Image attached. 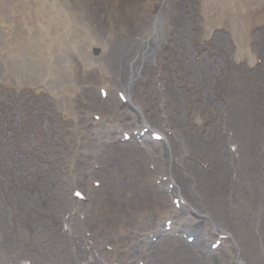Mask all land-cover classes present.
<instances>
[{
  "label": "rangeland",
  "instance_id": "obj_1",
  "mask_svg": "<svg viewBox=\"0 0 264 264\" xmlns=\"http://www.w3.org/2000/svg\"><path fill=\"white\" fill-rule=\"evenodd\" d=\"M170 4L167 16L171 29L167 31L166 39L160 45V55L155 60L161 58L165 73L164 89L174 130V134L171 131L168 136L175 149L184 147L186 143L189 150L177 162L176 180L182 186L184 195L200 202L201 208L210 212L223 211L227 228H238L240 231L255 225L257 239L264 242V0H170ZM18 23H21V30L28 31L27 27H33L36 33L33 46L26 45L24 52H31V48L41 51L44 61L54 60L60 52H77V45L87 36H97L103 31L113 34L108 25L99 31L92 30L88 27L90 24H86L68 4L57 8L49 0H0V50L5 34L8 39L14 40ZM206 28H211L210 32ZM100 52L97 47L92 50V62L100 67L107 62L113 83L118 84L117 62L112 55L105 59ZM154 61H150L135 91L139 101L148 105L146 110L150 122L158 126L160 111L155 91ZM65 66L79 80L74 70L85 68L86 59L79 57ZM33 71L38 75L37 70ZM95 76L96 72L93 78ZM86 79L81 78L78 88ZM25 82L34 88L25 86L18 91L14 85L8 86L0 67V247L8 243L14 244L17 250H23V237L27 235L34 260L45 263V257L54 261L59 256L72 260L73 246L64 231L62 219L63 207L69 202L68 186L63 181L61 168L55 167L59 158L54 160V155L48 158L49 155L44 153L42 156L30 154L25 148L38 140L36 144L39 147L45 142L57 147L63 137L62 126L57 119L52 120L54 115H62L66 106L62 109L55 103L50 90L44 91L38 96L48 98L53 105L51 109H41L39 117L31 102L32 92L38 87L30 80ZM64 84L67 86L65 90H70L72 86L75 91V85H71L70 81ZM95 92L86 89L83 96L92 99ZM97 95L100 97L99 93ZM14 100L21 115L15 114L12 109ZM236 100L240 104L248 135L247 151L241 157L247 164L244 194L234 199L231 184L237 159L231 154L226 127L229 128L231 116L236 110ZM118 110L125 115L123 119L129 118L125 109ZM28 112L35 114L36 122L40 121L38 128L44 129L46 136L38 138L39 135L34 136L31 131L24 132L26 137L21 138V145H25V151L21 147V164L13 163L10 161L11 154L19 153L15 141L18 130L15 128L17 125L8 124L21 120V128H25L23 125L28 119ZM122 124L130 128L131 120L127 119ZM11 146L17 152H12ZM156 149H160L157 143L144 145L136 139L128 143L114 139L105 143L104 152L100 148L96 153L99 162L95 173H113L115 177L110 180V186H115L110 195L97 186L98 193L107 204L103 206L101 215L103 213L106 220L110 219L112 223H108L112 226L120 227V231L130 230L129 234L119 233L117 243L124 246L132 235L135 236V232L154 230L150 237L140 239L137 246L122 253L128 261L122 264H224L227 245L222 247V242H219L218 249L210 250L217 238L206 217L197 216L208 240L207 247H203L197 242V237L190 241L182 232H177L179 228L170 230L163 224L155 226L143 215L151 212V204L157 203L158 197L165 194L156 181H151V184L146 178L148 174H155L159 166ZM57 155L63 156L60 149ZM141 157L145 165L141 163ZM32 159L37 160L40 166L29 165ZM103 161H106L104 165ZM81 162L84 163L83 160ZM132 169L138 173L135 176L137 182L134 185H119L123 183L121 180H131L132 177L126 176L124 171ZM93 172L83 173L81 180L89 179ZM32 173L39 175L40 179L34 180ZM103 176L99 175L98 180L104 184ZM117 186L120 188L116 189ZM96 201L97 197H88L83 204ZM28 211L39 214L34 216L31 225L23 220ZM153 216L157 217L155 211ZM184 226L191 232L200 234L202 231L190 223ZM20 232L21 244L16 241ZM236 238L240 241L238 236ZM73 241L76 242L75 239ZM139 256H142V261L137 258Z\"/></svg>",
  "mask_w": 264,
  "mask_h": 264
},
{
  "label": "bare ground",
  "instance_id": "obj_2",
  "mask_svg": "<svg viewBox=\"0 0 264 264\" xmlns=\"http://www.w3.org/2000/svg\"><path fill=\"white\" fill-rule=\"evenodd\" d=\"M50 4H54L55 7L59 8L63 4L72 6L74 12L80 16V18L86 23L90 24L88 27L94 31H99L108 25V29L113 30V34H105L104 31L97 33V36H87L84 41L78 44L77 52L63 53L60 52L55 56V59L50 61H44L42 52L31 48V52L27 54L24 52L26 45L33 46V40H36V33L33 31V27L28 28V31L21 30V23L17 24L15 28L14 40L8 39L7 35H4L3 48L0 50V67L1 73L4 74V79L8 86L14 85L18 91L25 86L32 85L26 83V80H30L35 84L36 90L32 92V107H35V114L41 109H51L52 102L44 96H38L43 94L44 91L50 90L52 93L55 103H57L63 110L62 115L53 117L52 121H57L62 126L61 131L63 133L62 140L57 144V150L63 149L64 155L59 157L56 155V146L46 145L38 146L33 141L32 144L27 148V151L32 154H38L42 156L44 152L48 158L53 156V159L58 160L55 163V167L63 168V177L67 178L73 186H80L87 196L97 197L98 201L84 203L77 199L70 197L71 201L67 206L63 207L62 219L64 221V230L68 233L73 246V257L65 258L59 256L50 260L45 257V263L36 261L31 258V242L28 236L23 237V243L26 246V250L15 249L14 244L8 245L4 243L0 247V264H122V262H128L125 257L122 256L123 252L130 250L135 247L138 241L142 237H147L152 229H147V232L140 233L139 236L132 235L129 241L121 246V243H117L119 233L129 234L130 230L123 231L120 227L112 226L108 222L112 223L111 220H106L104 214L101 212L104 209L103 206L105 199L101 198L99 191H95L93 181L98 178L99 175L103 176V172L97 175L90 176L89 179L81 180L78 183L77 175L79 172L87 173L95 170L97 160L96 153L99 149L95 146L96 141L101 145L104 152L105 142L114 139H120L126 136L133 129H137L139 133L143 134L145 127H149L148 114L146 103L140 102L136 97V84L139 79L142 78L144 72L149 65L150 61L160 55V45L165 41L167 31L171 29L170 19L167 13L171 9L170 0H49ZM16 3V2H15ZM264 9V8H263ZM259 12V10H257ZM262 12V11H261ZM167 16V18H166ZM212 22L210 16L207 17ZM208 25V24H207ZM211 28H206V31L210 32ZM206 38V37H204ZM101 49V56L105 59L112 55L115 63L117 62L118 70L116 72L119 75V82L116 86L113 83L111 77L112 72L107 64L100 67L92 62L90 54L94 48ZM251 52L248 53L250 56ZM42 56V57H41ZM79 57L86 59V67L79 70H74L78 75V79H75L66 69L67 62H74ZM156 68V79L157 88L155 89L157 97V104L160 111V130L158 133L163 134L165 140L159 141L160 149H156L155 152L158 154L159 168L155 174L146 175L147 180L152 184L151 181H159L160 187L165 190H169L168 176L173 173L172 179H175L173 168L175 166V159L183 156L188 152L187 144L184 147L175 149L171 146L168 137L166 136V129H169L170 122V110L167 102V95L164 89L165 84V73L161 58L154 61ZM152 66V64H151ZM100 67V68H98ZM33 70L38 71V75ZM96 72V76L93 78V74ZM100 73L102 75H100ZM99 75L105 78L103 88L107 89L108 92L114 87L115 90H121L129 94V102L131 105V115H135L138 118V124H132L130 128L125 129L123 132L115 133V130L122 128V122L120 117L122 113H119L118 108L124 107L121 99L112 98L115 93L111 94L108 100H103L97 93H94V98H88L80 95L78 86L82 77L88 78L82 82V85L87 84L89 86L100 85ZM70 81L71 85H75V91L71 86L70 90H65L67 87L64 83ZM27 84V85H26ZM79 84V85H78ZM77 86V87H76ZM81 88H85L82 87ZM70 91V93H69ZM69 93V94H68ZM19 94V93H18ZM68 94V95H67ZM118 96V95H117ZM79 99V101H78ZM238 104V100L235 101V111L231 116L229 128L227 129L228 143L230 145L231 154L237 159L234 166V174L232 176L231 184V195L233 198H240L244 194V179L247 173V164L241 159L243 153L247 151V135L246 125L243 121V114ZM17 106V102L14 100V113L21 115V111ZM90 110L91 112H88ZM118 110V111H117ZM101 113L100 119L96 121L95 115ZM35 114L28 112L26 118L30 120L29 124L23 126L29 127L34 136L38 138L46 136L44 129H39L40 121L36 122L37 117ZM92 120V121H91ZM201 123V120L198 119ZM95 123L97 127H89V125ZM8 125H17V138L16 148L19 153L11 154L10 161L13 163L21 164V120L15 123H9ZM103 131L101 132V130ZM131 131H129V130ZM114 132V133H111ZM153 129L145 131V134L151 135ZM155 132V131H154ZM38 133V134H36ZM54 135V132L52 133ZM87 136L88 138H85ZM84 139V152L86 154V160L81 164V160L75 155L79 147L78 139ZM106 142V143H107ZM18 143L20 148H18ZM128 143V142H126ZM60 144L63 146L61 147ZM167 146V147H166ZM12 152L17 150L14 146H11ZM131 152V151H130ZM129 152V153H130ZM112 153H107L110 156ZM114 158V154H112ZM242 161H241V160ZM9 159H6L8 161ZM14 160V161H13ZM2 163V161L0 162ZM106 161H103V165ZM141 163L144 164V158L141 157ZM37 165V162L32 164V167ZM145 165V164H144ZM20 166V165H19ZM120 167V165H119ZM47 170V169H46ZM45 170V171H46ZM47 172V171H46ZM45 172V173H46ZM126 176L132 177L131 180L125 182L121 180L119 185L122 186L134 185L137 182L135 176L138 175L137 171L132 169L130 172L124 171ZM44 173V174H45ZM41 175V174H40ZM34 180H39L40 176L34 173L32 177ZM42 176V175H41ZM167 177V179H166ZM104 184L101 190L110 195L111 190L115 189L110 186V180L115 179L113 173L108 175L104 174ZM133 179V180H132ZM118 180V179H116ZM120 188L119 186L116 189ZM178 193H183L181 187L177 190ZM176 191L174 190L173 193ZM172 194H170L171 196ZM170 196L165 194L158 197V202L151 204L150 211L144 214L149 215L147 220H151L156 226L165 224L169 220L176 218L174 225L178 226L180 223L190 222L195 224L197 218L193 217L192 214L207 216L216 240H221L223 246L227 245V256L223 258L224 264H264V242L257 239V231L254 226L238 228L230 230L225 226L224 213L223 211L210 212L208 209L201 208L200 202H195L192 199H187L184 204L181 205L180 209L175 207V204H169ZM129 202L131 197L129 196ZM189 209V214L183 215L181 209ZM257 209V206H255ZM153 211L155 215L153 216ZM192 211V212H191ZM39 215L34 211H28L24 215V222L31 225L35 215ZM19 225H21V216L19 218ZM188 229H185L186 232ZM260 230H258V233ZM240 238L237 241L236 237ZM76 240V242L73 241ZM21 244V232L16 240ZM33 243V242H32ZM199 243L201 246L206 247L208 244L207 238L204 235L200 237ZM78 245V246H77ZM109 247V249H108ZM141 258V256L139 257ZM161 264V263H160Z\"/></svg>",
  "mask_w": 264,
  "mask_h": 264
}]
</instances>
